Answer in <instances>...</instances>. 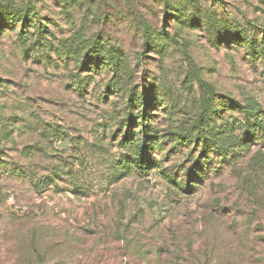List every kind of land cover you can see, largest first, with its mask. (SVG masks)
I'll list each match as a JSON object with an SVG mask.
<instances>
[{"label":"rangeland","instance_id":"374dc122","mask_svg":"<svg viewBox=\"0 0 264 264\" xmlns=\"http://www.w3.org/2000/svg\"><path fill=\"white\" fill-rule=\"evenodd\" d=\"M24 1L53 48L31 35L27 51L21 24L0 29V264H264V131L230 160L202 138H163L205 127L229 98L264 110L263 60L245 44H215L204 26L212 16L261 40L264 0H169L200 18L192 27L168 0ZM99 37L124 53L128 88L160 95L149 108L151 172L121 167L134 152L122 141L128 112L141 108L107 92L114 70L79 69L56 52ZM222 109L213 119H236L242 138L240 110Z\"/></svg>","mask_w":264,"mask_h":264},{"label":"trees","instance_id":"16d2710c","mask_svg":"<svg viewBox=\"0 0 264 264\" xmlns=\"http://www.w3.org/2000/svg\"><path fill=\"white\" fill-rule=\"evenodd\" d=\"M171 6L175 11L173 14L177 22H185L187 26L192 27L197 20L200 21L198 17H191L183 6L173 5L168 0L166 8ZM68 13L67 11V14ZM35 18H38L35 5L29 4L24 0H0V29L6 27L16 29L18 25L21 24L23 29L18 32L21 41L26 43L29 37L33 35L36 37L32 42L33 45H40L41 47H45L46 51H48L53 48V44L44 42L43 40H47L50 31H48L47 26L39 24L41 23L40 17L38 20H35ZM209 18H211V21L208 19L209 22L204 26L207 27L215 44H218L220 40L226 43L233 42L239 45L245 44L250 56L254 58L260 57L264 62V35L261 40H257L251 37L247 32L237 29L231 31L229 27H225V23L214 19L212 16ZM147 27L148 26H146V28ZM29 28H34L35 33H31ZM148 29L150 30L149 27ZM145 33L146 42L144 44L146 46V44L148 45V39L151 37V32L146 31ZM25 45L27 51L32 50L30 49L31 44L28 45L26 43ZM56 52L59 54L61 60H70L73 58L77 61L79 69L95 68L101 64L114 70V82L107 85V92H110L111 89L114 92H123L128 98L130 109L134 110L136 107L141 108L136 115H131V111L128 112L127 120L129 123L122 141L125 145L129 144V146H134V152H132L133 157L130 161L126 159L124 162L122 161L121 167L125 169V171L135 168L140 171L151 172L154 167V161L149 156L148 150L154 145L155 141H153V138L156 136H153L151 133V116H153V114L149 108L154 105L153 102L156 100L155 98L160 96L158 92L154 91L153 85H150L145 91L140 93L136 91L134 87L128 88L125 84L126 76L129 78L131 76V71L126 62L124 53L119 47L100 41V37L94 40H80L77 45L74 47L72 46L68 51L56 49ZM158 100V102L162 104L165 103L164 99ZM165 106L167 107L166 103ZM222 106L223 108H225V106H231L234 109L240 110V114L243 115L245 120V122H243L245 133L242 138L234 136L233 133L235 126L242 124L237 123L236 119L233 121H230V119L228 121L224 120L219 123L218 120L213 119L214 116L218 117V119H223V117L219 115V112L223 110ZM214 108L213 116L207 117L208 121L205 123V127L193 126L189 131L183 129L179 130V128H177L175 131L167 132L163 135V138L167 135H172L173 132L179 133L181 136L184 135L185 138L189 136L191 138L190 140H193L192 138H202L204 143L210 144L224 159L230 160L233 158V155L237 154L235 149L236 146H240V148L245 146L244 144L251 138H255L260 130L264 131V110L255 100H250L246 104H243L236 99L229 98V103L222 104L221 107L219 106V109H216V107ZM136 123L141 126L140 132H135L134 129H131V126ZM193 128L196 129L195 134L192 133ZM3 152L4 150L0 147V165H3L5 162L2 159ZM196 170H200V168L197 167ZM10 171L18 177L26 176L22 168L10 167ZM196 174L199 173L196 172ZM49 180L53 179L50 177ZM176 182H179V186L184 188L183 181H175V184ZM38 184L40 183L37 181V185ZM191 186L194 187L192 184L185 185L187 190L192 189Z\"/></svg>","mask_w":264,"mask_h":264}]
</instances>
